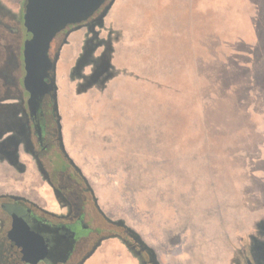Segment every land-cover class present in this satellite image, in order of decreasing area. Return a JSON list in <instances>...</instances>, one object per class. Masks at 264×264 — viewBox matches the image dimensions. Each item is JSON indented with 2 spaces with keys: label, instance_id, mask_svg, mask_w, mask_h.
<instances>
[{
  "label": "rangeland",
  "instance_id": "1",
  "mask_svg": "<svg viewBox=\"0 0 264 264\" xmlns=\"http://www.w3.org/2000/svg\"><path fill=\"white\" fill-rule=\"evenodd\" d=\"M109 1L58 33L51 51L62 148L93 202L158 264L262 259L264 0H135L140 15L117 10L102 38ZM81 27V50L71 66L60 63L58 80L60 48ZM19 156L28 171L12 170L6 186L55 208L28 156ZM112 239L121 248L104 244L101 258L78 264H138L120 237H102Z\"/></svg>",
  "mask_w": 264,
  "mask_h": 264
},
{
  "label": "flooded vegetation",
  "instance_id": "2",
  "mask_svg": "<svg viewBox=\"0 0 264 264\" xmlns=\"http://www.w3.org/2000/svg\"><path fill=\"white\" fill-rule=\"evenodd\" d=\"M10 2L0 0V160L4 162L0 167V264H16L17 243L26 231L47 230L58 241L59 228H66L73 235L71 251L65 259H43L35 264H78L84 253L88 254L102 241L110 225L121 223L107 220L92 197L87 199L74 189L76 167L62 148L51 92L43 95L36 106L24 86V0L17 2L16 9ZM13 99L15 102H11ZM14 113L20 117H14ZM20 151L28 156L34 171L48 185L55 208L46 206L31 191L18 192L6 186L12 170L28 171L20 159ZM127 232L116 235L122 238L138 264H158L154 252ZM59 242L62 247L64 243L61 239ZM244 264H264V256L260 260L248 257Z\"/></svg>",
  "mask_w": 264,
  "mask_h": 264
},
{
  "label": "water",
  "instance_id": "3",
  "mask_svg": "<svg viewBox=\"0 0 264 264\" xmlns=\"http://www.w3.org/2000/svg\"><path fill=\"white\" fill-rule=\"evenodd\" d=\"M104 2L105 0H26L23 14L26 33L22 50L24 86L30 92V101L32 99L34 105L38 106L46 93L51 92L52 98L55 97L53 70L56 55L50 57L49 49L56 34L69 25L87 21ZM57 233L64 243L62 247L59 239L54 240L47 230L26 231L17 243L16 264H35L43 259L55 261L58 257L65 259L73 247V235L66 228H59Z\"/></svg>",
  "mask_w": 264,
  "mask_h": 264
},
{
  "label": "crops",
  "instance_id": "4",
  "mask_svg": "<svg viewBox=\"0 0 264 264\" xmlns=\"http://www.w3.org/2000/svg\"><path fill=\"white\" fill-rule=\"evenodd\" d=\"M10 6L14 9L16 4L15 3H10ZM128 9L133 15H140V12L138 10H136L135 8V0H115L114 3L112 4V6L110 7L108 13L105 15L104 17V25L105 27L100 29V37L104 38L105 37V33H106V27L107 25L113 23L112 20H115V13L117 12V10L119 9ZM140 17V16H139ZM116 21V20H115ZM139 26V24H137ZM137 25H131V30L134 32V29ZM108 32V31H107ZM87 36V29L86 28H79L73 32H71L68 37H67V43L62 45V47L60 48V54H59V60L56 63V72H57V79L60 80L59 77V67H60V63L62 62L63 65H65L66 67H69L72 65L74 59L77 57V55L79 54L80 50H81V45L82 42L84 40V38ZM112 44H113V55H112V60H115V55H116V46L114 43V40H112ZM121 48V47H120ZM73 49V53L68 56L69 52ZM70 50V51H69ZM57 96H58V105H59V110H60V114H61V118H62V132L64 135L65 131H68V126L64 123V119H65V115L64 113H62L61 110H65L63 108V103L61 101V97L59 94V91H57ZM17 117H20V115H17ZM70 130V129H69ZM64 140H66L64 138ZM67 141V140H66ZM31 161L27 160V163H30ZM4 162H2L0 160V167H2ZM42 185H37L36 188L40 189ZM119 240H103L100 244V246L94 251L92 252L87 258V260H97L99 258H101L102 253H103V247L104 244L110 245H116ZM119 247L121 248V244L119 243ZM85 261V260H84ZM83 264V263H82Z\"/></svg>",
  "mask_w": 264,
  "mask_h": 264
},
{
  "label": "trees",
  "instance_id": "5",
  "mask_svg": "<svg viewBox=\"0 0 264 264\" xmlns=\"http://www.w3.org/2000/svg\"><path fill=\"white\" fill-rule=\"evenodd\" d=\"M111 1V0H110ZM110 1L105 5V7H104V11H101V14L99 15L100 16V18H101V15H103L102 14V12L104 13L105 11H106V9H107V7H108V5H109V3H110ZM25 2H26V0H24V2H23V4L25 5ZM100 18L98 19V21L100 20ZM91 21H92V23H94V22H97V20H96V18L95 19H91ZM87 22H85V24H86ZM98 23H100V22H98ZM76 25H78V24H76ZM76 25H70V26H67L69 29H71L72 27H74V26H76ZM89 25H91L92 26V24L90 23ZM66 29V28H65ZM64 29V30H65ZM68 29V30H69ZM67 30V31H68ZM65 33H66V30L64 31ZM57 36V35H56ZM55 36V37H56ZM52 42H53V40H52ZM52 42H51V44H50V49H49V55H50V57H53L54 55H55V53H53L52 54ZM73 170L75 171V173H76V177H77V182L75 183V184H73V187H74V189H76V192L78 191V193H83V195H84V197H86L87 199L88 198H94V196L92 195V192H91V190H90V188L88 187V185H87V183H86V181H85V178L83 177V175L79 172V170L77 169V168H73ZM94 200V199H93ZM111 227H114L116 230L115 231H110L109 230V232L106 234V235H109V234H114V235H116V233H119V234H122V232L123 231H125V232H130L129 234H132V232L128 229V228H126L125 226H123L122 224L121 225H116V224H113V225H110ZM127 232V233H128ZM117 236V235H116ZM118 237H120V236H118ZM121 238V237H120ZM122 239V238H121Z\"/></svg>",
  "mask_w": 264,
  "mask_h": 264
}]
</instances>
